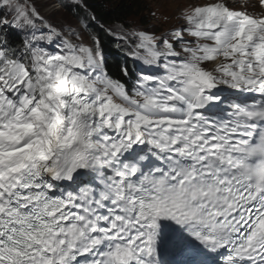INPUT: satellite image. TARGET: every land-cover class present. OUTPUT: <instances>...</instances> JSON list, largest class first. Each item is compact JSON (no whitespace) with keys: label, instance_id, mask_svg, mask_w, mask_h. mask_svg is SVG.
Here are the masks:
<instances>
[{"label":"snow or ice","instance_id":"1","mask_svg":"<svg viewBox=\"0 0 264 264\" xmlns=\"http://www.w3.org/2000/svg\"><path fill=\"white\" fill-rule=\"evenodd\" d=\"M71 3L0 0V264H264V13L188 0L124 82Z\"/></svg>","mask_w":264,"mask_h":264},{"label":"trees","instance_id":"2","mask_svg":"<svg viewBox=\"0 0 264 264\" xmlns=\"http://www.w3.org/2000/svg\"><path fill=\"white\" fill-rule=\"evenodd\" d=\"M55 1L64 15L77 23V8L72 5L71 0ZM86 3L89 6V15L95 17L87 31L90 35L99 37V47L107 73L115 79L128 82L130 77L125 76L124 69L126 68L134 77L136 67L132 57L128 55L131 38L121 40L118 35L123 34L124 29L119 28L126 29V25L132 19L143 17L147 8L143 7L142 0H86ZM61 5H67V7H61ZM81 26L84 27L83 24ZM11 35L14 42L22 39L15 31Z\"/></svg>","mask_w":264,"mask_h":264},{"label":"rangeland","instance_id":"3","mask_svg":"<svg viewBox=\"0 0 264 264\" xmlns=\"http://www.w3.org/2000/svg\"><path fill=\"white\" fill-rule=\"evenodd\" d=\"M21 2H24V0H21ZM28 2L31 3V0H28ZM35 2L41 15L49 19L53 24L64 25L65 27L68 25L77 26V23L72 18L64 15L55 0H35ZM187 2L188 0H142L143 7L147 8V12L143 17L132 19L126 25V29L125 27L119 28L124 29V31L123 34L118 36L121 40H126L124 38L125 34L135 31H146L150 34L160 35L176 25L178 12ZM229 2L237 4V10H247L250 13L253 11L254 13L252 14L254 15L262 12L258 0H254L252 3L244 0H229ZM80 27L83 28L81 25ZM134 64L136 65V73L144 67L138 60H135Z\"/></svg>","mask_w":264,"mask_h":264},{"label":"bare ground","instance_id":"4","mask_svg":"<svg viewBox=\"0 0 264 264\" xmlns=\"http://www.w3.org/2000/svg\"><path fill=\"white\" fill-rule=\"evenodd\" d=\"M244 1H246V2H248V1H250V0H244ZM252 3V2H251ZM259 10V9H258ZM263 12V11H262ZM252 13H254L253 11H252ZM171 15V14H170Z\"/></svg>","mask_w":264,"mask_h":264}]
</instances>
